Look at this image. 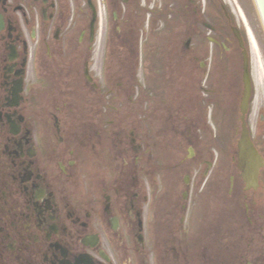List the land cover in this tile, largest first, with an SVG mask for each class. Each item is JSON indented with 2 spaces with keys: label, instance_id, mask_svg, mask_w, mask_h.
I'll use <instances>...</instances> for the list:
<instances>
[{
  "label": "flooded vegetation",
  "instance_id": "1",
  "mask_svg": "<svg viewBox=\"0 0 264 264\" xmlns=\"http://www.w3.org/2000/svg\"><path fill=\"white\" fill-rule=\"evenodd\" d=\"M245 21L227 0H0V264H264Z\"/></svg>",
  "mask_w": 264,
  "mask_h": 264
},
{
  "label": "rangeland",
  "instance_id": "2",
  "mask_svg": "<svg viewBox=\"0 0 264 264\" xmlns=\"http://www.w3.org/2000/svg\"><path fill=\"white\" fill-rule=\"evenodd\" d=\"M230 3V7L237 13L238 6L243 10L246 21L242 24L245 36L247 38V46L250 51V63L251 72L254 80V95L251 103V122L256 121L257 110L260 105H264V28L259 17L254 0H227ZM250 29L256 46L253 47L252 41H250L246 35V30ZM248 31V30H247ZM264 109V108H262ZM161 158V156H157ZM178 158V156L176 157ZM190 176H193L191 174ZM154 179L159 181L158 175L155 173ZM160 189V187H158ZM194 196V193L191 194ZM221 205V203H220ZM189 210H186L185 214ZM193 212V211H192ZM189 212V216H193V213ZM197 214V211H195ZM199 213V212H198ZM198 215V214H197ZM142 218L145 220L151 218V210L147 202L142 203ZM146 237L148 233L145 234Z\"/></svg>",
  "mask_w": 264,
  "mask_h": 264
},
{
  "label": "water",
  "instance_id": "3",
  "mask_svg": "<svg viewBox=\"0 0 264 264\" xmlns=\"http://www.w3.org/2000/svg\"><path fill=\"white\" fill-rule=\"evenodd\" d=\"M256 3L258 5L264 23V0H256ZM242 81H243L242 108H244L251 90V83L248 72V60L245 51H243V58H242Z\"/></svg>",
  "mask_w": 264,
  "mask_h": 264
},
{
  "label": "bare ground",
  "instance_id": "4",
  "mask_svg": "<svg viewBox=\"0 0 264 264\" xmlns=\"http://www.w3.org/2000/svg\"><path fill=\"white\" fill-rule=\"evenodd\" d=\"M248 33H249V36H250V38H251L252 45H253V47H255V46H256V43H255V40H254V38H253V36H252L250 30H248Z\"/></svg>",
  "mask_w": 264,
  "mask_h": 264
}]
</instances>
